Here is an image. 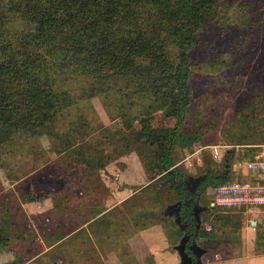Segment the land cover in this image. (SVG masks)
Returning <instances> with one entry per match:
<instances>
[{
	"label": "rangeland",
	"instance_id": "obj_1",
	"mask_svg": "<svg viewBox=\"0 0 264 264\" xmlns=\"http://www.w3.org/2000/svg\"><path fill=\"white\" fill-rule=\"evenodd\" d=\"M221 5L190 53L194 98L174 166L192 174L223 171L232 153L237 170L239 160L264 148V0ZM30 51L52 65L54 93L65 91L69 98L55 100L44 123L0 130V264H179L173 245L182 231L155 216L179 194L171 184H149L167 174L156 162V148L131 125L139 123L147 96L132 102L117 73L98 80L94 72L93 80L69 66L56 68L44 44L34 43ZM62 57L57 59L64 65ZM250 111L257 112L254 121ZM248 131L255 136L241 140ZM217 207L203 215L209 232L199 241L211 248L205 261L263 264L264 257L256 256L264 248L257 242L260 227L247 221L243 208ZM250 239L253 245H246ZM230 255L234 260L228 261Z\"/></svg>",
	"mask_w": 264,
	"mask_h": 264
},
{
	"label": "trees",
	"instance_id": "obj_2",
	"mask_svg": "<svg viewBox=\"0 0 264 264\" xmlns=\"http://www.w3.org/2000/svg\"><path fill=\"white\" fill-rule=\"evenodd\" d=\"M221 6V0H0V130L44 123L55 100H68L67 92L54 93L52 65L30 51L32 44H44L56 68L69 66L74 74L93 80L94 72L98 80L117 73L124 78L132 102L134 97L147 96L149 104L141 119L135 118L139 123L131 125L156 148L158 166L164 171L173 167L174 148L194 98L191 48L202 40L201 27L218 19ZM258 104H252V110ZM247 113L252 121L258 118L255 111ZM256 126L251 130L256 131ZM254 136L248 131L240 139ZM193 142L190 139L189 145ZM236 156L227 158L223 171H208L205 188L236 176ZM176 172L183 179L185 170L180 166L167 177ZM172 181L180 193L187 189L183 182ZM192 210L185 207L181 215L193 223ZM262 224H257V242H264ZM208 232L204 227L201 235ZM256 253L264 254V248Z\"/></svg>",
	"mask_w": 264,
	"mask_h": 264
},
{
	"label": "built area",
	"instance_id": "obj_3",
	"mask_svg": "<svg viewBox=\"0 0 264 264\" xmlns=\"http://www.w3.org/2000/svg\"><path fill=\"white\" fill-rule=\"evenodd\" d=\"M236 166L234 178L208 188L210 205L224 203L243 208L246 214L260 216L264 210V155L239 160ZM253 218L249 217L247 221L254 227Z\"/></svg>",
	"mask_w": 264,
	"mask_h": 264
},
{
	"label": "water",
	"instance_id": "obj_4",
	"mask_svg": "<svg viewBox=\"0 0 264 264\" xmlns=\"http://www.w3.org/2000/svg\"><path fill=\"white\" fill-rule=\"evenodd\" d=\"M179 166V165H176ZM176 166L167 168L165 170V173H168L172 171ZM207 176V173H203L200 175H194L188 171H185L183 181L187 186H190V182L193 181L195 184L201 183ZM149 184L154 185L157 188H161L167 184H170L169 179H164L163 181H154L150 182ZM192 186H190L191 188ZM182 200H177L175 202H168L166 204V207L163 211L160 213H156L155 216L157 217H162L169 219L173 221L181 230H184L186 228V223L183 222L182 215H181V208H182ZM214 204L211 205H203L200 201L195 207V214L197 216V219L199 220V228L202 226L203 219H202V213L205 211H211L213 209ZM253 225H257V221L253 220L252 221ZM199 233H197L196 237L198 236ZM194 239L193 243L188 247V242L190 240V235L185 232L179 241L173 245V250L176 251L178 254L180 261L179 264H196L194 257L192 256V251L195 252L198 255L197 258V264H208L205 261L204 256L210 251L208 248L202 246L198 242V240Z\"/></svg>",
	"mask_w": 264,
	"mask_h": 264
},
{
	"label": "flooded vegetation",
	"instance_id": "obj_5",
	"mask_svg": "<svg viewBox=\"0 0 264 264\" xmlns=\"http://www.w3.org/2000/svg\"><path fill=\"white\" fill-rule=\"evenodd\" d=\"M180 168L182 169V170H184L183 169V167H181L180 166ZM205 173H207V176H206V178L201 182V183H199V184H195V182H193V181H191L190 183V186H192L191 188H190V186H187V189L186 190H184L182 193H180L181 191L178 189V194H179V198H178V200H182L183 202H182V208H181V213L183 212V210H185V207H189V206H191L192 207V214H193V216H194V222L192 223V221L190 220V218L189 217H187L186 219H183V222H185L186 223V228L184 229V230H181L182 231V235L185 233V232H187L189 235H190V240H189V242H188V247L193 243V241H194V239H195V237H196V235H197V233H199L198 234V236L196 237V239L198 240V242L200 243V241H199V238L201 237V232H202V230H203V228H204V217H203V215L205 214V213H207V212H209V211H205V212H203L202 213V219H203V223H202V226L199 228V226H198V224H199V220L197 219V216H196V214H195V207H196V205L198 204V202L200 201L203 205H209L208 203H207V197H209L207 194H208V190H207V188H205V184L207 183V180H208V178H209V173L208 172H205ZM179 174L180 173H178V172H176V173H174V174H172V175H170V176H168L166 179H169L170 180V184L171 185H173V183H174V181H172V180H175L176 179V181H178L180 184H182V182H183V184H185L184 183V181L182 180V177H180L179 176ZM201 174H203V173H201ZM194 175H200V174H194ZM185 187H186V184H185ZM209 187H211V186H209ZM206 193V194H205ZM205 198V199H204ZM207 200V201H206ZM181 235V236H182ZM203 246V245H202ZM205 247V246H204ZM206 248H208L209 250H211V248H209L208 246L206 247ZM210 252V251H209ZM208 252V253H209ZM207 253V254H208ZM206 254V255H207ZM205 255V256H206ZM192 256L194 257V260H195V262H196V264H197V258H198V255L195 253V252H193L192 251ZM205 256H204V258H205ZM264 264V263H263Z\"/></svg>",
	"mask_w": 264,
	"mask_h": 264
},
{
	"label": "crops",
	"instance_id": "obj_6",
	"mask_svg": "<svg viewBox=\"0 0 264 264\" xmlns=\"http://www.w3.org/2000/svg\"><path fill=\"white\" fill-rule=\"evenodd\" d=\"M263 146H264V145H263ZM263 146H262V148H263ZM259 155H264V148H263L261 151H259V152H257V153L255 154V156H259ZM128 195H129V194H127L126 196L129 198ZM124 198H125V197H124ZM125 199H127V198H125ZM260 214H261L260 216H256V215H254V214H252V213H249L248 218H249V217H254L253 220H256V221H257V224H258V223L260 222L261 218H264V210H263V212H261ZM253 220H252V221H253ZM252 224H253V223H252ZM86 226H87V224H84V225H82L81 227L85 228ZM254 227L256 228L257 225H254ZM69 232H70V230L68 231V233H69ZM69 235H70V234H69ZM69 235L63 237L62 240H58V241L56 240L55 242H51V243H49L48 245L46 244L44 250L40 251V252L37 254V257H38V256H41V255L44 254V253H48V252L54 250L56 247L60 246L61 243L65 242V241L69 238ZM243 245H244V244H243ZM246 245H253V243H251V239L249 240V243L246 244ZM256 256H262V257H264V254H256ZM232 260H234V257L229 258L228 261H232Z\"/></svg>",
	"mask_w": 264,
	"mask_h": 264
}]
</instances>
